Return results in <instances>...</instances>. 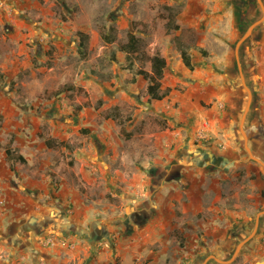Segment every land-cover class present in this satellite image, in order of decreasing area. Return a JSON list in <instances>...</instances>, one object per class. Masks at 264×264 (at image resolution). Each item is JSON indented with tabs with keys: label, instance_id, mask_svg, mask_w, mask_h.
Returning <instances> with one entry per match:
<instances>
[{
	"label": "rangeland",
	"instance_id": "rangeland-1",
	"mask_svg": "<svg viewBox=\"0 0 264 264\" xmlns=\"http://www.w3.org/2000/svg\"><path fill=\"white\" fill-rule=\"evenodd\" d=\"M0 8V199L38 185L43 199L76 204L94 226L154 198L151 187L163 181L177 192L174 222H185L166 239L144 243L140 232L118 245L113 232L95 242L91 231L73 246L32 218L12 233L0 203V264H264V164L248 154L240 128L247 86L243 129L264 162V0H1ZM158 12L174 14L180 27L159 25ZM131 32L141 49L129 56L120 45ZM176 44L189 49L192 69ZM157 51L167 62L161 87L170 88L160 100L137 73ZM12 133L27 159L13 167L4 154ZM197 168L206 174L203 207L183 219L173 188L186 187L183 169ZM258 213L256 233L234 256ZM214 219L215 229L202 225ZM26 222L38 230L27 231L28 243ZM188 222L195 228L187 237Z\"/></svg>",
	"mask_w": 264,
	"mask_h": 264
},
{
	"label": "crops",
	"instance_id": "crops-1",
	"mask_svg": "<svg viewBox=\"0 0 264 264\" xmlns=\"http://www.w3.org/2000/svg\"><path fill=\"white\" fill-rule=\"evenodd\" d=\"M12 146L15 148L17 147L14 146L13 143ZM19 152L21 151L19 150ZM5 161L8 162V160L6 159V154ZM17 163H15V165ZM203 171H205V169L197 168L196 171L188 169L185 171L183 169L182 173L177 176L178 178H180V184H184V186H186L182 188V185L177 183L178 185H180V187L176 186L173 188H180L178 189V191H180V198L177 209L182 214L183 219L191 215H196V213L203 207V192L199 191V189L201 188V184L204 181L203 179H206V174H204ZM174 176L176 175L174 174ZM167 184H169V182L166 183L162 181L160 184H158V186H152V191L153 188L156 187V194L154 198L147 197V199L144 198L137 200V202L135 203L139 205L138 208H136V206H132V204L130 203L128 204L129 208L125 209L123 214H118L122 216H116L111 218L110 220L102 218L100 219L101 221L97 222L94 226L91 225V221H89L88 218L84 217V213L80 210L78 206H76V204L72 208L70 207L64 209L65 204L63 202L60 206L58 202L54 203L52 201V198L51 201L43 199V197L41 196L45 194H43L44 192L42 188H38V185L33 188L10 190L9 194L6 195V197L4 195L5 198L1 197L3 199L2 205L4 204L3 206H1V209H5V212H2L1 221L4 222V224H7V230L11 229L13 231L12 233H16L20 223L19 219L32 218L34 220L35 225L39 223H44L46 227L45 229H49L46 230L47 232L51 231L49 233L60 234L64 236L63 240H66L65 245H69V242H72L73 246H79L81 244V240L85 239L88 232L93 231L95 228L99 229V236L95 238V242H100L101 240L109 239L112 232L116 236V239L119 241L118 245H121L122 241L126 242L124 240L131 241L133 238H135V234L140 232H145L148 234L146 236V239L143 240L144 243L150 241L152 237H154V240L166 239L169 236L168 233L170 230H174L175 227H180V223H185L180 222L178 224L177 222H174V219L176 218L177 214L176 208H174V206H172L171 204L177 192H172V190H170V186L173 185ZM263 188L264 182L262 184L261 191ZM165 191H169V193L165 194ZM59 193H52V196H54V198L61 199L62 201H64L67 197H64L63 195L61 196ZM213 207L214 205L212 204H209V206H207L208 209H212ZM136 214H140L141 218L137 217V219H135L133 215ZM11 223L12 225H10ZM214 223H216L215 219L214 221L209 223L203 221L202 225H206L208 229L212 230L215 225ZM26 225H28V227H25L26 229H23V231L25 232H21H23L22 235L27 237L26 242L28 243L31 239L30 234L27 231L37 233L38 230H32L33 226L29 223H27ZM39 228L40 227H38V229ZM194 228V224L188 222V225L182 228L183 230H185L184 235L187 237L190 236L189 231H193ZM4 235L10 236V234H6L5 232ZM22 235L20 237H17V235L14 244L10 245L13 247L17 246L16 248H13V251L17 250L23 245L22 239H24L25 237ZM195 235L196 237H198L197 234ZM33 243L35 244L36 241ZM27 247L31 249V247ZM120 253L123 254V251H120Z\"/></svg>",
	"mask_w": 264,
	"mask_h": 264
},
{
	"label": "trees",
	"instance_id": "trees-1",
	"mask_svg": "<svg viewBox=\"0 0 264 264\" xmlns=\"http://www.w3.org/2000/svg\"><path fill=\"white\" fill-rule=\"evenodd\" d=\"M153 7V4L152 6ZM156 20L159 25L167 27H173L178 29L180 27V22L175 20L174 14L158 12L156 14ZM164 34V29L158 31V35L161 36ZM80 46L82 48H86V34L80 32ZM175 48L179 51L181 59L183 63L190 69L193 68V62L191 59V53L189 49L185 46L174 45ZM120 49L126 53V55H131L135 52H139L141 49L140 38L137 34L131 32L128 36V40L120 45ZM202 53H206L204 50H201ZM130 58V57H129ZM150 60V68L149 70L139 69L138 74H141L147 80L146 92L151 99H163L166 97L170 91L169 87L162 88L161 87V79L164 75V69L166 67V59L160 52H155L153 55L149 57ZM130 58V63H131ZM132 64V63H131ZM111 116V115H110ZM14 140V134H11V137L7 140L4 152L6 154V159L8 160L11 167L15 165L17 162L25 163L27 160L25 156L19 152L15 147L12 146ZM261 195L264 197V188L261 191Z\"/></svg>",
	"mask_w": 264,
	"mask_h": 264
},
{
	"label": "water",
	"instance_id": "water-1",
	"mask_svg": "<svg viewBox=\"0 0 264 264\" xmlns=\"http://www.w3.org/2000/svg\"><path fill=\"white\" fill-rule=\"evenodd\" d=\"M260 1V0H259ZM263 19V18H262ZM258 22H260L259 20L255 21L254 23L251 24L250 28L245 32V34L242 36V38L238 41V44H237V49H236V56L238 58V46H239V43L244 40L252 31V29L254 28V26L256 24H258ZM240 68V67H239ZM240 75H241V78H242V82L243 84L245 85L244 83V76L242 74V71L240 69ZM246 86V85H245ZM247 90H248V100H247V103H246V106L244 108V111H243V114L241 116V121H240V128H241V131L244 135V146L248 152V154L255 160H257L258 162L264 164L263 160L261 158H259L258 156H256L252 150L250 149L249 145H248V137H247V134L245 132V130L243 129V123H244V120H245V117H246V114H247V111L249 110V107H250V103H251V99H252V93L250 91V89L246 86ZM259 216H260V213L257 214V217H256V225L255 227L253 228V230L250 232L249 235H247L242 241L239 242V244L237 245L236 249H235V252H234V256L238 253V251L240 250L241 246L246 242L248 241L256 232V229H257V226H258V219H259ZM213 257H215L216 259H218L215 255H212ZM233 256V257H234ZM208 258V257H207ZM205 258V259H207ZM202 264V263H200Z\"/></svg>",
	"mask_w": 264,
	"mask_h": 264
},
{
	"label": "flooded vegetation",
	"instance_id": "flooded-vegetation-1",
	"mask_svg": "<svg viewBox=\"0 0 264 264\" xmlns=\"http://www.w3.org/2000/svg\"><path fill=\"white\" fill-rule=\"evenodd\" d=\"M133 217H134L135 219H137V217H140V218H141L140 214L133 215ZM137 221H139V220H137ZM92 234H93V236H94L95 238H96L97 236H99V229H98V228H95V229L92 231Z\"/></svg>",
	"mask_w": 264,
	"mask_h": 264
},
{
	"label": "built area",
	"instance_id": "built-area-1",
	"mask_svg": "<svg viewBox=\"0 0 264 264\" xmlns=\"http://www.w3.org/2000/svg\"><path fill=\"white\" fill-rule=\"evenodd\" d=\"M2 202H3V199L1 198V199H0V203H2Z\"/></svg>",
	"mask_w": 264,
	"mask_h": 264
}]
</instances>
